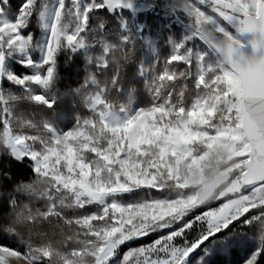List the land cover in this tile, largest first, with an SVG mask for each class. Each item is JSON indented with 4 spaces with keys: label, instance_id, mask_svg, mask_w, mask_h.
Returning <instances> with one entry per match:
<instances>
[{
    "label": "snow or ice",
    "instance_id": "1",
    "mask_svg": "<svg viewBox=\"0 0 264 264\" xmlns=\"http://www.w3.org/2000/svg\"><path fill=\"white\" fill-rule=\"evenodd\" d=\"M37 3L23 0L14 19H0V153L36 173L15 194L0 187L12 213H0V233L20 245L0 240V264H208L245 227L260 242L243 264H262L264 0H55L38 61L24 32ZM161 4L190 35L172 42L151 82L158 102L122 116L107 97L134 55L126 33L138 10ZM7 6L0 0V16ZM194 37L207 50L194 49ZM81 52L99 69L74 90L92 115L57 134L16 114L23 103L52 110L60 54ZM12 56L31 71L8 70Z\"/></svg>",
    "mask_w": 264,
    "mask_h": 264
},
{
    "label": "trees",
    "instance_id": "2",
    "mask_svg": "<svg viewBox=\"0 0 264 264\" xmlns=\"http://www.w3.org/2000/svg\"><path fill=\"white\" fill-rule=\"evenodd\" d=\"M22 3L23 0H7V7L11 11H16ZM116 27L115 21L109 19L108 28L115 31ZM112 38L115 39L114 37ZM126 47L133 48L135 50L134 55L121 70L122 76L120 84L108 95V102L115 109L122 105H128L130 101L136 102L140 108L147 107L153 97L152 93L147 90L144 80L139 77V66L143 64L145 55L143 45L140 40H136L132 44L128 42ZM58 67L59 81L57 83L56 93L58 98L54 108L52 110L38 109L34 105L23 103L15 108L18 116L32 119L37 123L44 121L57 125L60 123L62 128H68L76 124L77 115H86L87 112L91 115V112L83 107L80 97L74 90L84 84L85 78L89 73L95 72L99 74L95 60L88 62L83 52L80 54L69 53L67 58L64 53H61ZM19 71H25V69L17 67L16 72L18 73ZM93 90L90 89V91ZM191 97L190 95L188 101ZM24 123H27V120ZM18 132H20L19 129ZM25 133L31 134L30 131ZM42 133L43 130L41 129ZM5 173L8 175H5ZM35 176L36 173L33 171V165L27 159L16 160L10 153L0 155V187L5 192L15 194L14 188L16 184L31 182L35 179ZM16 198L21 203H30L33 207H43L44 205L43 200L39 198L30 199L23 194H18ZM126 199H132V196L130 195ZM0 213L3 214L4 218L11 219L12 213L10 206L0 203ZM44 230L50 234L53 231L47 225ZM0 240H3L9 246H20L17 239H14L6 233H0ZM259 242V233L256 229L246 227L239 229L238 235L229 240L227 244L216 245L213 254L208 258V264H243L244 259Z\"/></svg>",
    "mask_w": 264,
    "mask_h": 264
},
{
    "label": "rangeland",
    "instance_id": "3",
    "mask_svg": "<svg viewBox=\"0 0 264 264\" xmlns=\"http://www.w3.org/2000/svg\"><path fill=\"white\" fill-rule=\"evenodd\" d=\"M165 2H167V0H165ZM54 6L55 0H38L31 23L24 29L25 33L30 32L34 37V43L31 46L29 55L37 61L43 54V41L50 26ZM18 11L19 9L11 11L7 7L4 15L0 16V19H14ZM176 16L177 13L172 12L170 8L166 9L163 4L155 7L154 9L138 10L136 17L133 18L132 26L126 33L130 37L128 41L129 43L132 44L134 41L140 40L143 45L145 55L143 58V64L139 66V77L144 80L145 86L149 92H151L150 85L153 78L158 73L159 69L164 65L167 56L172 50V42H179L185 35H190L189 29L184 27L183 22H178ZM141 28L143 29L142 31L140 30ZM190 44L196 50H207V45L198 38L194 37L190 41ZM18 61L19 56L9 57L7 59L8 70L17 73V67L25 69V71H19L17 74H24L31 71L30 69L23 67ZM191 99L188 103L191 102ZM156 102L158 101H155L154 98H152L148 106H151ZM159 102H162V100ZM139 109L140 107L136 104V102L130 101L128 105H122L117 109L114 108V111L121 113L122 116H127L134 114ZM74 126L75 125L68 128H62L60 123H58V125L55 123H49V127H51L57 134L71 130ZM18 134L30 135L25 132H18ZM154 238L155 237H150L145 241H135L127 247H136L140 244L148 243L149 240ZM127 247H125L122 251H126Z\"/></svg>",
    "mask_w": 264,
    "mask_h": 264
},
{
    "label": "clouds",
    "instance_id": "4",
    "mask_svg": "<svg viewBox=\"0 0 264 264\" xmlns=\"http://www.w3.org/2000/svg\"><path fill=\"white\" fill-rule=\"evenodd\" d=\"M0 155H4V153H0ZM5 175H8L7 173H5Z\"/></svg>",
    "mask_w": 264,
    "mask_h": 264
}]
</instances>
